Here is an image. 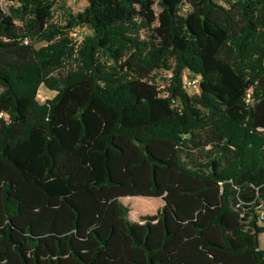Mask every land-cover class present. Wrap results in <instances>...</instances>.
Listing matches in <instances>:
<instances>
[{
    "label": "trees",
    "instance_id": "1",
    "mask_svg": "<svg viewBox=\"0 0 264 264\" xmlns=\"http://www.w3.org/2000/svg\"><path fill=\"white\" fill-rule=\"evenodd\" d=\"M1 1L0 264H264V0Z\"/></svg>",
    "mask_w": 264,
    "mask_h": 264
},
{
    "label": "rangeland",
    "instance_id": "2",
    "mask_svg": "<svg viewBox=\"0 0 264 264\" xmlns=\"http://www.w3.org/2000/svg\"><path fill=\"white\" fill-rule=\"evenodd\" d=\"M157 1L155 0V5L153 7L155 14H158L160 11V8L157 5ZM219 5H224L223 0H214ZM87 5L86 0H60L57 2L55 8H54V15H53V21L57 23L63 24L64 19L69 14H76L80 11H82L85 6ZM7 4L5 2H0V9L6 10ZM76 33V35L79 37L77 39L78 41L81 40L83 37L90 35L91 32L87 28H78L71 32ZM70 34V35H71ZM77 36L71 35V38H76ZM170 74L167 72H160L157 75V83L160 85L164 84V79L169 78ZM192 79L197 78L193 76H188ZM187 78V79H190ZM199 78V77H198ZM198 87V86H197ZM197 88H191V90H187V93L189 95H193L197 92ZM56 95V92L50 91L44 86H41L38 89L36 99L39 103H44L46 100L52 99ZM135 198V199H134ZM127 198H122L121 202L123 205L127 206L130 210L129 212V219L132 222H139L140 218L142 216H150L156 214L161 207L163 206V202L160 198H145V197H133L132 200L127 201ZM137 209H142L143 213L136 214L135 211ZM260 226L264 227V223H259ZM260 248L264 250V233L260 236Z\"/></svg>",
    "mask_w": 264,
    "mask_h": 264
},
{
    "label": "built area",
    "instance_id": "3",
    "mask_svg": "<svg viewBox=\"0 0 264 264\" xmlns=\"http://www.w3.org/2000/svg\"><path fill=\"white\" fill-rule=\"evenodd\" d=\"M71 35H76V33H72ZM196 77V76H195ZM187 78H190L188 77V75H185L184 76V79H183V88L184 90L187 92V90H191V88H197L198 90V84H199V78H190V79H187ZM192 95V94H191ZM250 100V95L249 93L246 95V102L248 103ZM257 218H258V222L259 223H264V206H259L258 207V210H257Z\"/></svg>",
    "mask_w": 264,
    "mask_h": 264
},
{
    "label": "crops",
    "instance_id": "4",
    "mask_svg": "<svg viewBox=\"0 0 264 264\" xmlns=\"http://www.w3.org/2000/svg\"><path fill=\"white\" fill-rule=\"evenodd\" d=\"M261 235H263V234H261ZM261 235H260V236H261ZM259 239H260V237H259Z\"/></svg>",
    "mask_w": 264,
    "mask_h": 264
}]
</instances>
